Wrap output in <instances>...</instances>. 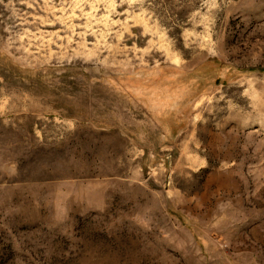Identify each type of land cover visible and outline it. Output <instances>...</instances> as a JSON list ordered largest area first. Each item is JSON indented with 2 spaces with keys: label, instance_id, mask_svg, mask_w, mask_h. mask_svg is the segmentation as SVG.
Wrapping results in <instances>:
<instances>
[{
  "label": "rangeland",
  "instance_id": "1",
  "mask_svg": "<svg viewBox=\"0 0 264 264\" xmlns=\"http://www.w3.org/2000/svg\"><path fill=\"white\" fill-rule=\"evenodd\" d=\"M0 264H264V0H0Z\"/></svg>",
  "mask_w": 264,
  "mask_h": 264
}]
</instances>
